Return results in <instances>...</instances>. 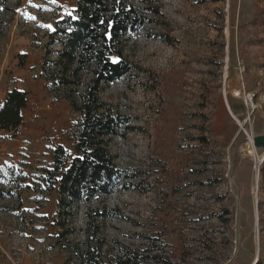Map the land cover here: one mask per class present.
<instances>
[{
  "label": "rangeland",
  "instance_id": "obj_1",
  "mask_svg": "<svg viewBox=\"0 0 264 264\" xmlns=\"http://www.w3.org/2000/svg\"><path fill=\"white\" fill-rule=\"evenodd\" d=\"M77 2L0 8V104L28 94L22 127L0 131V264H84L89 236L100 264L151 241L176 264H264V0H159L125 35L133 68L99 94L130 118L109 142L119 175L64 212L48 171L59 146L77 155L84 86L55 64Z\"/></svg>",
  "mask_w": 264,
  "mask_h": 264
},
{
  "label": "trees",
  "instance_id": "obj_2",
  "mask_svg": "<svg viewBox=\"0 0 264 264\" xmlns=\"http://www.w3.org/2000/svg\"><path fill=\"white\" fill-rule=\"evenodd\" d=\"M7 1L0 0V8ZM158 1L78 0L73 13L62 21L66 27L59 29L62 48L55 62L62 67L56 72L61 73L62 85L76 84L84 86V90L80 95L81 103L73 101L82 114L77 130V155L67 166L68 155L64 147L59 146L54 165L48 171L58 184L61 211L73 210L74 203L81 198L91 201L107 196L119 175L109 142L112 137L127 132L130 118L114 110L99 94L102 84L113 82L132 70V64L124 57V37L151 17L164 16ZM114 57L118 62L113 63ZM89 70L91 77L83 84L82 75ZM27 105L26 91L19 88L8 91L0 104V131L17 132L23 125V110ZM88 238L82 256L84 264H100L92 238ZM154 246L151 241L143 252L125 251L115 264H176L167 255L155 252Z\"/></svg>",
  "mask_w": 264,
  "mask_h": 264
},
{
  "label": "snow or ice",
  "instance_id": "obj_3",
  "mask_svg": "<svg viewBox=\"0 0 264 264\" xmlns=\"http://www.w3.org/2000/svg\"><path fill=\"white\" fill-rule=\"evenodd\" d=\"M53 3H55V0H52ZM30 19H35V17H29ZM73 19H75V17L73 16L72 17ZM47 27H51L50 25H48ZM118 62V59L117 58H113V63H116Z\"/></svg>",
  "mask_w": 264,
  "mask_h": 264
},
{
  "label": "bare ground",
  "instance_id": "obj_4",
  "mask_svg": "<svg viewBox=\"0 0 264 264\" xmlns=\"http://www.w3.org/2000/svg\"><path fill=\"white\" fill-rule=\"evenodd\" d=\"M251 143V142H250ZM255 144V143H254ZM255 146L253 145V144H251L250 146H249V151L251 152V151H254V153H255Z\"/></svg>",
  "mask_w": 264,
  "mask_h": 264
}]
</instances>
